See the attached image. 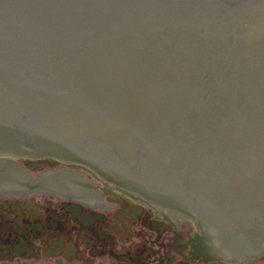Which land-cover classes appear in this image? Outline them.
<instances>
[{
    "label": "water",
    "instance_id": "water-1",
    "mask_svg": "<svg viewBox=\"0 0 264 264\" xmlns=\"http://www.w3.org/2000/svg\"><path fill=\"white\" fill-rule=\"evenodd\" d=\"M52 154L262 248L264 0H0V156Z\"/></svg>",
    "mask_w": 264,
    "mask_h": 264
},
{
    "label": "flooded vegetation",
    "instance_id": "flooded-vegetation-1",
    "mask_svg": "<svg viewBox=\"0 0 264 264\" xmlns=\"http://www.w3.org/2000/svg\"><path fill=\"white\" fill-rule=\"evenodd\" d=\"M41 159L28 163L45 168L36 177L14 161L34 183L0 169V264H264V246L246 253L242 240L228 239L226 219L213 224L197 208H177L184 215L175 216L156 195L99 177L97 186L85 174L94 195L61 191L43 174L82 165L55 154Z\"/></svg>",
    "mask_w": 264,
    "mask_h": 264
},
{
    "label": "bare ground",
    "instance_id": "bare-ground-1",
    "mask_svg": "<svg viewBox=\"0 0 264 264\" xmlns=\"http://www.w3.org/2000/svg\"><path fill=\"white\" fill-rule=\"evenodd\" d=\"M0 169L4 174L11 176L17 183L36 182L30 177L28 171L12 160L0 159ZM44 176H53V184L61 191L74 192L81 195H94L96 191H99L80 171L58 169L56 171H47L43 174ZM101 177L105 183L115 184L105 176L101 175Z\"/></svg>",
    "mask_w": 264,
    "mask_h": 264
},
{
    "label": "rangeland",
    "instance_id": "rangeland-1",
    "mask_svg": "<svg viewBox=\"0 0 264 264\" xmlns=\"http://www.w3.org/2000/svg\"><path fill=\"white\" fill-rule=\"evenodd\" d=\"M33 158H38L39 160H42L41 158H45V157H40V156H0L1 160L4 159H8V160H12V161H16L19 164H21L26 170H28L29 172H31V175L33 177H36V175L38 173H40L42 170H44L45 168H40L38 170H33L31 171V169L29 168L28 163H31L32 161H38V160H32ZM67 162H74V161H70L67 159H63ZM79 165H82L80 167H75V169L80 170L81 172H84V174L87 176L88 179H90L92 182H94L95 185L99 186L102 185L103 183L97 178H101V180H103V178L101 177L102 174H100L98 171L78 163Z\"/></svg>",
    "mask_w": 264,
    "mask_h": 264
}]
</instances>
